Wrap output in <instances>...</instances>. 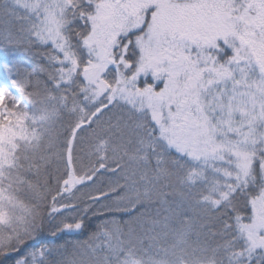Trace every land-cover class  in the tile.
Listing matches in <instances>:
<instances>
[{"label":"snow or ice","instance_id":"obj_1","mask_svg":"<svg viewBox=\"0 0 264 264\" xmlns=\"http://www.w3.org/2000/svg\"><path fill=\"white\" fill-rule=\"evenodd\" d=\"M0 264H264V0H0Z\"/></svg>","mask_w":264,"mask_h":264}]
</instances>
